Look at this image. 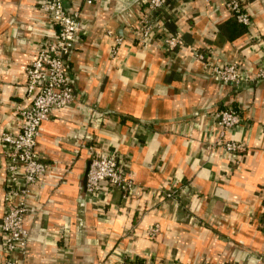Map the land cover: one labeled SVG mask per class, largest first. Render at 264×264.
I'll list each match as a JSON object with an SVG mask.
<instances>
[{"label":"crops","instance_id":"obj_1","mask_svg":"<svg viewBox=\"0 0 264 264\" xmlns=\"http://www.w3.org/2000/svg\"><path fill=\"white\" fill-rule=\"evenodd\" d=\"M45 1L0 0V138L18 133L27 70L55 35ZM62 2L81 24L66 60L76 99L40 127L35 152L48 167L29 186L18 264H264V79L253 80L264 64V0H243L252 25L232 41L220 30L232 18L225 0H174L152 16L147 46L135 36L143 0ZM173 34L182 44L169 50ZM214 65H235L247 81L215 82ZM226 107L239 115L226 134L244 146L237 157L211 116ZM100 152L121 161L128 197L105 183L86 194ZM14 187L0 146V264Z\"/></svg>","mask_w":264,"mask_h":264},{"label":"built area","instance_id":"obj_2","mask_svg":"<svg viewBox=\"0 0 264 264\" xmlns=\"http://www.w3.org/2000/svg\"><path fill=\"white\" fill-rule=\"evenodd\" d=\"M92 5L100 0H82ZM174 0H143L145 14L138 18L135 36L143 46L151 40L155 24L152 16ZM226 9L239 24L250 27L251 16L243 7V0H225ZM41 7L50 15L51 26L55 35L44 42L34 61L27 70L26 92L31 99L29 106L19 109V131L17 134L5 133L0 138V146L4 148L10 182L15 185L5 199L6 209L2 217L1 229L4 234L7 264H18L16 254L24 255L28 246L29 234L23 225L27 212L26 198L29 186L46 172L47 165L40 161L35 152L40 127L49 119L53 110L69 107L75 102V93L66 68V60L72 52L76 37L81 32V24L77 13L68 12L62 0H46ZM169 50L182 44L177 34L165 40ZM198 58L202 55L196 53ZM196 56V57H197ZM210 78L218 83L238 86L244 78L235 65H214L210 69ZM264 79V64L260 65L253 80ZM212 119L222 130L220 146L236 157L244 149L242 143L227 140L226 134L239 123L238 113L229 107L218 109ZM21 173L23 184L17 186V178ZM102 183L119 189L124 197L133 192V182L125 174L122 163L116 156L104 152L92 154L85 175V192L94 196L102 192ZM13 187V186H12ZM11 196L16 200H12ZM159 233L157 225L150 229L149 237L155 238ZM118 264H133L120 262Z\"/></svg>","mask_w":264,"mask_h":264},{"label":"trees","instance_id":"obj_3","mask_svg":"<svg viewBox=\"0 0 264 264\" xmlns=\"http://www.w3.org/2000/svg\"><path fill=\"white\" fill-rule=\"evenodd\" d=\"M232 17V16H231ZM250 27L239 24L235 18H231L220 30L224 31L230 41L236 37L246 34Z\"/></svg>","mask_w":264,"mask_h":264}]
</instances>
